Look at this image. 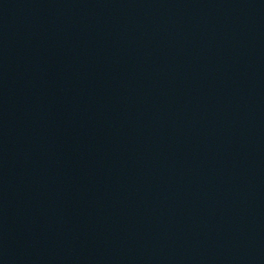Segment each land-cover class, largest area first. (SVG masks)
I'll list each match as a JSON object with an SVG mask.
<instances>
[{"label":"water","instance_id":"95a60500","mask_svg":"<svg viewBox=\"0 0 264 264\" xmlns=\"http://www.w3.org/2000/svg\"><path fill=\"white\" fill-rule=\"evenodd\" d=\"M0 264H264V0H0Z\"/></svg>","mask_w":264,"mask_h":264}]
</instances>
